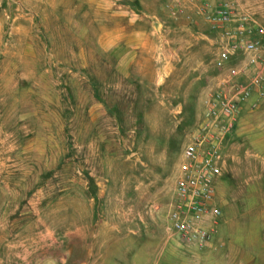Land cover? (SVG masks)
<instances>
[{
  "label": "rangeland",
  "instance_id": "rangeland-1",
  "mask_svg": "<svg viewBox=\"0 0 264 264\" xmlns=\"http://www.w3.org/2000/svg\"><path fill=\"white\" fill-rule=\"evenodd\" d=\"M232 2L264 32V0ZM215 4L0 0V264H264V86L226 143L213 241L168 231L182 153L228 72Z\"/></svg>",
  "mask_w": 264,
  "mask_h": 264
},
{
  "label": "built area",
  "instance_id": "built-area-1",
  "mask_svg": "<svg viewBox=\"0 0 264 264\" xmlns=\"http://www.w3.org/2000/svg\"><path fill=\"white\" fill-rule=\"evenodd\" d=\"M208 21L224 27L226 41L216 60L228 71L204 100V117L197 137L188 144L179 166L176 201L168 214V231L185 243L205 248L216 235L222 215L217 180L222 174L226 143L236 131L245 104L264 86V37L248 18L236 19L232 0H208ZM240 64L232 66L236 56Z\"/></svg>",
  "mask_w": 264,
  "mask_h": 264
},
{
  "label": "crops",
  "instance_id": "crops-1",
  "mask_svg": "<svg viewBox=\"0 0 264 264\" xmlns=\"http://www.w3.org/2000/svg\"><path fill=\"white\" fill-rule=\"evenodd\" d=\"M112 36V40L110 41V45L116 46L118 44H121L124 40H125V32L122 29L119 30H115L111 35H107ZM262 90V88H257L254 90V96L260 91Z\"/></svg>",
  "mask_w": 264,
  "mask_h": 264
}]
</instances>
